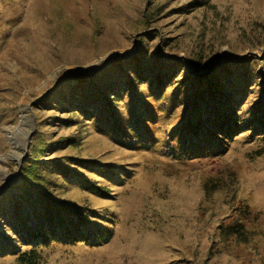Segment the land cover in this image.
<instances>
[{"label": "rangeland", "instance_id": "rangeland-1", "mask_svg": "<svg viewBox=\"0 0 264 264\" xmlns=\"http://www.w3.org/2000/svg\"><path fill=\"white\" fill-rule=\"evenodd\" d=\"M213 69L221 92L198 80ZM193 107L202 128L234 125L225 140L187 130ZM32 147L110 167L73 165L92 190L55 180L51 198L87 220L49 243L20 201L41 192L21 173ZM4 153L0 264H264V0H0Z\"/></svg>", "mask_w": 264, "mask_h": 264}, {"label": "trees", "instance_id": "trees-1", "mask_svg": "<svg viewBox=\"0 0 264 264\" xmlns=\"http://www.w3.org/2000/svg\"><path fill=\"white\" fill-rule=\"evenodd\" d=\"M137 55L133 57V60H136ZM156 61L160 60V57L156 56ZM139 63V62H138ZM191 63L193 67L195 68V71L198 72L200 67V58L195 57L191 59ZM141 64V63H140ZM229 64H225L224 66L220 67L221 69H226ZM110 65L105 71L107 72L110 69ZM102 69V70H104ZM106 72H99L95 74V76L99 77L102 74H106ZM211 74L208 76H199L198 80L209 78L208 85L214 86V89H219V91H222L223 85L219 87L218 80L219 76L218 73H215V69L211 70ZM87 76H81L78 79L85 81L87 80ZM138 79H135L134 81L137 82ZM165 82L160 83V87L163 86ZM219 87V88H218ZM221 89V90H220ZM229 94H226L224 98H228ZM195 113V108L191 109V112L189 114V119L187 123V130L189 132L194 133L199 138H204L210 141H215V139H219L218 141H221V139L225 140L226 135L229 134V129L234 126L230 125L227 126L225 124V120L219 116H216L215 120L212 122V128L211 127H205L202 128V121L201 119L197 120V115ZM216 110L212 109L208 113V118L206 121H211V119L215 116ZM197 121V124H199L197 127L198 131L196 130L195 123ZM121 123V124H120ZM117 127H124V123L116 121ZM212 129V130H211ZM200 146L198 143L190 142L189 147H198ZM32 151L34 155L32 157H29L27 161H25L21 167V173L25 179H30L32 182L35 183V185H38L41 188V192H37L36 194H30L28 193L27 196H21L20 201H23L24 203H27V205L30 207V209L33 211V217L35 219L34 224L41 236H43V241L45 243L50 242V237L55 236L56 228L58 227L60 231H63L64 235H72L74 231L77 230V226L81 223H84L85 220H87V212L86 213H75V219L70 217L72 213H74L71 207H68L65 203H58L56 200L51 198L50 196V189L53 187L52 185L55 184V180H57L61 187H66L68 181L72 182L71 184H77L80 186L86 187V190H92L95 188L94 186H89V182L91 181V176L89 175L88 178H85L84 176L76 175L79 173H75L73 170L74 164H80L81 167H83L84 170L94 171V172H100L104 174L110 173V167L107 168L105 166H102L101 164H93L91 162H84L79 160L78 155L71 156L69 158H65L63 160H60L59 162H50V163H38L37 159L42 157V154L38 152L35 147H32ZM36 153V154H35ZM48 166H46V165ZM68 165V166H66ZM113 168V166H111ZM114 169V168H113ZM216 181L214 180L211 183H205L204 192L206 194H209L210 191H213L216 185ZM59 185V184H58ZM26 192H35V190H31L30 188L25 187ZM104 192V191H101ZM40 199H39V197ZM85 209V208H84ZM229 229V230H228ZM224 231L226 234L230 235H236L238 239H241L242 242L246 241V231H244V227L240 223H234L229 225V228ZM37 235V234H36ZM30 236H35L30 232ZM37 254L34 251L30 252H23L19 255L17 262L19 264H37Z\"/></svg>", "mask_w": 264, "mask_h": 264}, {"label": "water", "instance_id": "water-1", "mask_svg": "<svg viewBox=\"0 0 264 264\" xmlns=\"http://www.w3.org/2000/svg\"><path fill=\"white\" fill-rule=\"evenodd\" d=\"M24 151H25V148H24ZM8 155H7V153H4L3 155H1L0 156V159H2L3 157H7ZM22 159H23V157H20V158H18L16 161H17V169L18 170H20V163H21V161H22ZM4 187H6V186H4Z\"/></svg>", "mask_w": 264, "mask_h": 264}]
</instances>
